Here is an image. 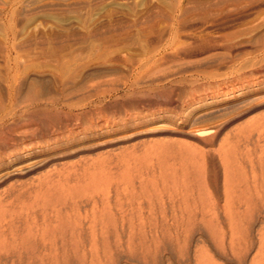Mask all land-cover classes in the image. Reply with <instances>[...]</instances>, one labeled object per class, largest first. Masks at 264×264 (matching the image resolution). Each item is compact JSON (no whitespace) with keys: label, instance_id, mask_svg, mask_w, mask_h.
I'll return each instance as SVG.
<instances>
[{"label":"rangeland","instance_id":"1","mask_svg":"<svg viewBox=\"0 0 264 264\" xmlns=\"http://www.w3.org/2000/svg\"><path fill=\"white\" fill-rule=\"evenodd\" d=\"M38 97L90 123L4 161L3 261L264 264V0H0V114Z\"/></svg>","mask_w":264,"mask_h":264},{"label":"bare ground","instance_id":"2","mask_svg":"<svg viewBox=\"0 0 264 264\" xmlns=\"http://www.w3.org/2000/svg\"><path fill=\"white\" fill-rule=\"evenodd\" d=\"M29 95L31 94L29 93ZM33 96L35 97L36 95H33ZM56 104H57L56 101L52 99L45 101V100L39 99L38 97L24 104L22 107H20L19 110L12 109L8 111L7 113L0 114V168L2 166L4 167L5 160H7L8 164L15 163L17 161L27 159L29 157H32L33 155H36L37 153L50 149L52 145L55 143V141L57 140V138H59L64 132L70 133L75 130H79L82 124L90 123V122L85 123L86 120L84 119L85 117L84 118L82 117L83 115L81 117L84 120H82L83 122H80L81 118H79V115L77 116L75 113V116L74 114H72L74 116V120L70 118V120L66 122L64 121V123L56 124L57 121H54V119L56 120L54 115L58 113L57 107L55 108V106H57ZM85 113L86 112H84V114ZM66 117H70V116H66ZM58 118L60 117H57V119ZM89 118L88 119L86 118V119L89 120ZM62 119L64 120V118ZM66 119H69V118H66ZM7 162L5 163L7 164ZM35 242L31 246V248L33 249L38 248V244L37 243L35 244ZM22 249L24 248L22 247ZM22 249L21 251H23ZM21 251H18L15 254L12 253L13 256H10L11 255L10 253L9 258L8 256H6L8 255V253L5 254L4 255L5 263H7V258H8L10 259L9 260L10 264H17V263L23 264L24 262L23 253L25 251H28V249H24L23 253ZM1 254H0V257H1ZM5 256L7 257L6 260H5ZM2 258H0L1 261H3ZM14 258H16L17 260L16 259H15L16 261L13 260Z\"/></svg>","mask_w":264,"mask_h":264}]
</instances>
